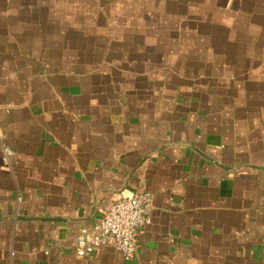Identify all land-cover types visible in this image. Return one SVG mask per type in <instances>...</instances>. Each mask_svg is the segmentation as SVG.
<instances>
[{
	"label": "crops",
	"instance_id": "crops-1",
	"mask_svg": "<svg viewBox=\"0 0 264 264\" xmlns=\"http://www.w3.org/2000/svg\"><path fill=\"white\" fill-rule=\"evenodd\" d=\"M143 191L131 260L76 255ZM12 252L264 264V0H0V264Z\"/></svg>",
	"mask_w": 264,
	"mask_h": 264
},
{
	"label": "built area",
	"instance_id": "built-area-1",
	"mask_svg": "<svg viewBox=\"0 0 264 264\" xmlns=\"http://www.w3.org/2000/svg\"><path fill=\"white\" fill-rule=\"evenodd\" d=\"M12 152L4 148V158ZM152 194L138 192L112 205L107 215L92 228H82L77 236L76 255L86 257L112 244L125 261L131 260L138 248L137 234L150 220ZM15 253H11V263Z\"/></svg>",
	"mask_w": 264,
	"mask_h": 264
}]
</instances>
